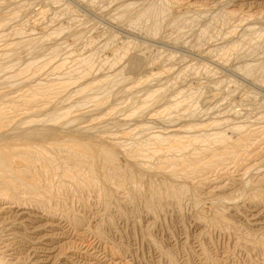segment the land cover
<instances>
[{
    "label": "bare ground",
    "instance_id": "obj_1",
    "mask_svg": "<svg viewBox=\"0 0 264 264\" xmlns=\"http://www.w3.org/2000/svg\"><path fill=\"white\" fill-rule=\"evenodd\" d=\"M33 1L0 0V40L4 41L0 45V264H9V256L17 260L13 264H132L123 252L115 251V244L112 247L108 242L110 247H103L107 232L116 228V216L110 210L115 208L127 215L124 201L115 190L124 191L125 203H136L139 192L144 206L156 217L166 211L170 201L182 211L184 201L195 207L201 204L203 212L200 208L196 219L202 229L225 230L234 236L240 250L256 255L264 264V95L257 92L264 89V2L255 4L252 0L254 4L240 6L236 0H121L115 7L118 13L105 16L110 26L96 27V36L87 37L88 29L82 26L88 25L91 18L79 13L70 16L77 11L75 3L50 0L33 11ZM99 1L103 0H76L89 10ZM198 1L212 2L210 7L215 8L201 9L209 6ZM246 6L258 11L240 10ZM52 9L55 12L51 15ZM22 15L29 17L30 27H38L39 31L28 28L27 20L21 25L11 24ZM204 15L209 25L195 32L197 41L191 47L194 50L184 41L189 49L181 47V34L197 26ZM61 17L65 19L57 27L47 28ZM255 21L263 22V27L257 28ZM166 25L171 28L169 33L164 30ZM242 26V33L237 35ZM219 36L230 46L202 52L203 42ZM175 49L193 52L198 58L188 53L178 56ZM227 49L244 51L246 57L241 52L242 58H250L235 66L231 76L225 73L224 77L223 71L210 69L202 62L220 52L227 54ZM41 50L45 51L43 56ZM64 50L66 55H74L60 56ZM24 52L32 56H21ZM39 53L48 58L42 60ZM254 57L257 59H251ZM188 58L191 59L184 64ZM225 58L220 60L229 65L230 58ZM175 59L182 64L177 71L170 72L171 64L167 68L159 66ZM50 62L52 72L46 75L45 67ZM202 64L209 77L206 81L197 78ZM164 73L169 74L164 84L149 85ZM217 74H222V79L210 83ZM185 82L186 88H177ZM139 84L148 85L140 90ZM175 88L178 90L167 94ZM237 89L244 102L241 106L249 113L247 117L232 106V115L224 113L213 119L211 114L210 123L190 120L200 114L199 102L211 111L219 96H231L229 93ZM110 95L117 100L127 98L133 106L138 104L132 110H128L131 104L129 108L126 105L129 113L124 112L127 116L123 114L121 122L117 120L122 116L117 115L119 110L113 112L118 117L112 122L107 117L113 113L106 116L107 111L118 101L110 104ZM225 95L220 97L222 101ZM167 96L169 100L162 111L160 107L157 111L162 123H172L173 130L164 129V133L157 127L153 131L151 121L139 119ZM133 120L132 128L130 124L127 130L113 131ZM112 125L115 128L111 131ZM212 172L217 174L212 176ZM188 177L192 178L191 184L183 180ZM85 190L93 192L104 208L94 225L88 222L87 226L83 217L64 212L67 207L61 206H68L64 192L77 197L79 191ZM59 204L65 220L61 218L60 223L55 210ZM83 204L87 208V203ZM238 216L244 217L249 230L237 224L234 217ZM147 241L162 260L176 264L172 251L165 250L154 238L147 236ZM25 253L27 256L21 257Z\"/></svg>",
    "mask_w": 264,
    "mask_h": 264
},
{
    "label": "rangeland",
    "instance_id": "obj_2",
    "mask_svg": "<svg viewBox=\"0 0 264 264\" xmlns=\"http://www.w3.org/2000/svg\"><path fill=\"white\" fill-rule=\"evenodd\" d=\"M40 1V2H39ZM38 2L37 1H33L34 2V4L32 3V7H31V9L34 11V10H39V9H41L44 5H45V3L47 4L48 3V1H50V0H39ZM68 1H70L71 3H75V5H77L76 7H78L79 8V10H78V8H77V11L76 12H74L73 14H71L70 16H75V15H77L76 13H79L80 15H88V16H86L87 18H91V20H89V23H88V25L87 24H85L86 26H82V27H87L86 29H88V36L87 37H90L92 34H93V36L95 35L96 36V34H97V28L99 27V26H102V28L104 27V25L105 26H110V24H107V21H108V14L111 12V14H110V16L112 15H114V14H117L118 12H117V10H115V7L116 6H118L119 4H120V2H121V0H115L114 2L112 1V3H111V0H103V1H99V2H97V7L96 6H94L95 8H93V9H91L92 10V12H91V10H89L84 4H83V6L79 3V2H76V0H68ZM73 1V2H72ZM189 0H187V2H188ZM227 1V0H226ZM229 1V0H228ZM235 1V0H234ZM233 1V2H234ZM254 1V3L256 4V3H263L264 2V0H253ZM253 1L252 0H236L235 2H238V4L237 3H235L236 5H240V6H242V5H247L248 6V4H254L253 3ZM258 1V2H257ZM42 2V3H41ZM118 2V3H117ZM198 2H201V3H203L204 1H198ZM244 4H243V3ZM36 3V4H35ZM40 3V4H39ZM79 3V4H78ZM99 3V4H98ZM110 3V4H109ZM139 3H140V1H139ZM210 3L211 4H213L212 2H209V3H205L204 2V4L205 5H208L209 7H204V8H202V7H200L201 9H204L205 10V8L207 9H210L211 8V10H213L212 9V7H214L213 5H211V7H210ZM248 3V4H247ZM112 4V5H111ZM242 4V5H241ZM43 5V6H42ZM74 5V4H73ZM105 5V6H104ZM101 6V7H100ZM109 6V7H108ZM204 6V5H203ZM244 7V8H242V9H240V10H242L243 12H245L246 13V11H247V13H249V12H252V11H254L253 13H255V12H257L258 10L256 9V7L255 8H251L250 9V7ZM87 8V9H86ZM97 8V9H96ZM108 8V9H107ZM215 8V7H214ZM250 10H252V11H250ZM50 11V10H49ZM79 11V12H78ZM97 11H98V13H97ZM100 11H103V13L101 14V12ZM115 11V12H114ZM53 12H55L53 9H52V11H50V14L52 15L53 14ZM88 13V14H87ZM90 13V14H89ZM98 14V15H96V14ZM101 14V15H100ZM106 14L108 15L106 18H105V16H106ZM24 15V14H23ZM23 15L22 16H20V17H18V18H16V19H13V22L11 23V24H13L14 26L15 25H21V23L23 22H26V20H27V24L29 25V23H31L30 21H28V18H26L25 16L23 17ZM206 15V14H205ZM205 15H204V17H205ZM95 16V17H94ZM99 16V17H98ZM202 17V19H204V21L202 20V22H201V20L198 22V27L197 26H194L192 29H190V28H187L184 32H185V34L183 35V34H181V36H180V38H181V43H183L184 44V42H187V43H185L187 46H189V48L192 50L193 48H191L194 44H195V42L197 41L196 39V37H197V34L195 33V32H197V33H199L200 32V30L201 29H203V28H205V27H207L208 25H209V23H208V19L205 17ZM63 18L65 19V17H61V18H59V20L58 19H56L55 20V22L53 21V22H51L49 25L48 24H46V25H48V26H50V27H47V28H51L52 26V28H55V26L56 25H59V24H57V23H59V21L61 20H63ZM110 18V17H109ZM259 18V17H258ZM19 19V20H18ZM21 19H23V20H21ZM94 19H95V21H94ZM100 19H101V21H100ZM17 20V21H16ZM86 20V19H85ZM97 20V21H96ZM107 20V21H106ZM12 21V20H11ZM16 23H15V22ZM58 21V22H57ZM61 21H60V23H61ZM87 21H88V19H87ZM94 21V22H93ZM263 21V20H262ZM21 22V23H20ZM255 22H257V24L259 23V21H255ZM96 23V24H95ZM109 23V22H108ZM205 23H206V25H205ZM260 23H261V21H260ZM247 24L248 23H245L244 24V27H246L247 26ZM28 25H26V26H28ZM32 24H30L29 26H28V28H31V29H33L34 31H36L37 32V30L39 31V29H38V27H30ZM92 25V26H91ZM205 25V26H204ZM263 25V22L261 23V24H258L256 27L257 28H261V27H263L262 26ZM95 26V28L93 29V27ZM167 26V25H166ZM164 27V30H165V32L167 31V30H169L168 31V33L170 32V30H171V28H168V26L167 27ZM57 27V26H56ZM97 27V28H96ZM180 27H182V25L180 24ZM201 27V28H200ZM99 28H101V27H99ZM168 28V29H167ZM197 28V29H196ZM227 27H225V29H226ZM92 29V31L90 32V30ZM199 29V30H198ZM243 26L242 27H240V28H238V32H236V34L237 35H239V33H242V31H243ZM195 30V31H194ZM33 32V31H32ZM164 32V33H165ZM187 32V33H186ZM35 33V32H34ZM123 34H125V33H123ZM61 35H64V34H61ZM196 35V36H195ZM92 37V36H91ZM215 38H217V37H215ZM208 39L206 42H203V44L200 46L201 47V49H202V52L203 51H206V49H213V47H216V48H218L219 49V47L218 46H220V45H224V47H221L220 46V49L221 48H226L227 46L229 47L230 46V43H228V44H226L227 42H226V40H222V38L219 36L217 39ZM91 39V38H90ZM184 41V42H183ZM210 41V42H209ZM0 42H2V43H0V45L1 44H3V40L1 41L0 40ZM226 42V43H225ZM192 43V44H191ZM183 44H180V46L181 47H183V48H185V49H189L185 44V46H182ZM191 45V46H190ZM264 45V44H263ZM161 46V45H160ZM180 46H178V47H180ZM45 48L46 47H44L43 49L45 50ZM216 48H214V49H216ZM168 49V48H167ZM44 50H41L40 51V53H41V55H42V53H43V55H44V53H45V51ZM87 50H90V49H87ZM172 50V49H171ZM194 50V49H193ZM192 50V51H193ZM173 51H176L177 53H179V55L178 56H180V55H182V54H185V55H187V53H188V55L187 56H189V57H191L192 55L193 56H197V55H194V53L192 52H186V51H183L182 52V50H180V49H175V50H173ZM227 51H228V53L226 54V53H218V54H220V55H217L216 54V56L214 55V57H212V58H210V59H208V60H206V59H203V61L202 62H204V64H206L208 67H210V69H212V68H216V69H219V70H221V71H223L222 72V74H223V76L224 77H226L225 75L226 74H228L227 76H229V74H230V76H231V72H232V70L234 69V67L236 66H238V65H240V63L242 64L243 62H246V61H249L250 60V58H242V57H244L245 56V53H244V51H241L242 53H243V55H242V53L239 51V52H235V51H232V50H228L227 49ZM48 52V51H47ZM66 51L64 50L63 51V53H60V56L62 55V57H64L65 55H66V53H65ZM40 53L38 54V55H40ZM64 53H65V55H64ZM190 53V54H189ZM28 53H25L24 52V54H21V56H23L24 57V55L26 56ZM47 54V53H46ZM45 54V55H46ZM69 54V53H68ZM67 54V55H68ZM223 54H225L224 56L226 57L225 59H229L230 58V62L231 63H229V65H227V62H226V64H224V60H220V57H224L223 56ZM235 54V55H234ZM29 55V56H28ZM27 56L28 57H30V56H32L31 54H28ZM40 55V56H41ZM42 55V56H43ZM66 55V56H67ZM70 56L72 55H74V54H69ZM191 55V56H190ZM238 55V56H237ZM27 56H26V58H27ZM42 56L40 57V58H42ZM47 56V57H46ZM46 56H44V58H42V60H44L45 59V57L46 58H48V55H46ZM71 56V57H72ZM260 56H262V55H260ZM259 56V57H260ZM246 57V56H245ZM195 58V57H194ZM197 58H198V56H197ZM200 58V57H199ZM256 57H254V58H251V59H255ZM24 59V58H23ZM163 60H165L166 58L164 57V58H162ZM178 59V58H177ZM177 59H175V60H173V61H171L170 63L168 62V64L167 65H163V64H166L167 63V60H165V62L163 63V62H161V63H159V66H161V67H166V66H168L169 64H171V65H173L172 66V68H171V71L170 72H172V71H177V69L182 65H178V63H179V61H176ZM191 59V58H190ZM189 58H188V60L186 61V62H184V64H186V63H188L189 62V60H190ZM221 61H219V60ZM221 59H223V58H221ZM240 59V60H239ZM257 59V58H256ZM176 61V62H175ZM173 62H174V64H173ZM236 62V63H235ZM222 63V64H221ZM234 63V64H233ZM51 64V65H50ZM50 64H48V66H46L45 68H46V70L48 71H46L45 73H46V75L47 74H51V72H52V65H53V62L51 63L50 62ZM162 64V65H161ZM177 64V65H176ZM204 64H202V66H201V68H200V70H202L201 71V73H199L198 74V79H205V81L207 80V78L209 79V77H207L206 76V74L204 73V71H203V69H204ZM231 64V65H230ZM236 64V65H235ZM205 65V66H206ZM49 66H50V70H49ZM174 67V68H173ZM167 68V67H166ZM207 69V67H205V70ZM45 71V70H44ZM43 71V72H44ZM226 73V74H225ZM171 74V73H170ZM222 74L221 75H219L218 76V74L215 76V77H211L210 78V83H213V82H215V81H219V80H221L222 79ZM45 75V74H44ZM200 75V76H199ZM169 76V74H167V75H165V73L162 75V78H160V77H158V78H160L159 80L158 79H154V81L153 80H151V81H153V82H151V83H149V85H151V87L152 86H156V85H160V84H164L165 82H166V80H167V77ZM139 77H141V76H139ZM45 78V77H44ZM48 78H50V77H48ZM162 79H164V80H162ZM191 79V78H190ZM155 80H157V81H155ZM162 80V81H161ZM159 81H161V83H159ZM190 81H192V80H190ZM204 81V80H203ZM152 83H153V85H152ZM186 83V82H185ZM185 83H183V84H180V87H177V88H179V89H183V88H186V85H187V83L185 84ZM244 84H247L246 82H244ZM140 85V88L139 87H137V89L139 88L140 90L142 89L141 87L143 86V85H141V84H139ZM148 85V84H147ZM146 85V86H147ZM146 86H143L144 88L146 87ZM185 86V87H184ZM143 88V89H144ZM138 89V90H139ZM142 89V90H143ZM174 90L176 91V90H178V89H173V91L171 90V91H169L167 94H169V95H171V93H173L174 92ZM264 89H261V90H257V92H259V93H261V94H263L264 95ZM140 95L141 94H143V92L141 93H139ZM240 90L239 89H237V90H235V91H232V93L230 92L229 93V95H231V96H228V95H225V94H223L222 96H219L218 97V99H217V101H215V103H214V105H217V106H215L213 109H215V110H213V109H210L211 111H206L207 110V107H205V105H203L201 102H199V105H201L200 106V109H199V111L197 112V113H200V114H196L197 116L198 115H200V116H192V119L190 118V120H196L195 122L196 123H198V122H204V123H207V120L209 121L208 123H210V121H212V117H213V119H214V117H217L218 115H223L224 113H225V115H228V113H229V115H232L233 113H234V110L232 111L231 110V107L232 106H236L235 107V109H237V110H241L242 112H240V114L242 115V116H248L249 115V113H248V111H246L244 108L245 107H243V106H241V104L242 103H244V102H242V101H240V99H241V97H240ZM224 95H225V99L222 101V99H223V97H224ZM235 95V96H234ZM111 96V97H110ZM108 98H109V103L110 104H113L114 102H116V100H117V98H114V96L113 95H110ZM238 96V97H237ZM113 97V98H112ZM222 99H221V98ZM230 98V97H232L233 98V100H232V98H231V100L230 99H228V98ZM107 98V99H108ZM167 98H169L168 96L167 97H164L163 99H165V100H163L162 99V103H159L158 102V105H157V103L156 104H154L153 105V109L151 108V110H150V112H148L147 114H149V116L146 114V115H144L143 117H141V119H139V120H149V121H151L150 122V124H151V126H156L155 128L153 127V131H156V128L157 127H159V128H157V131L159 130V131H162V132H164V133H166V131L167 132H170V131H172L173 130V128H172V123L171 124H165V123H162L163 121L160 119L161 117H159V112L160 111H162V106L164 107V103L166 102L167 103V101L169 100H167ZM238 98V99H237ZM112 99H116L115 101L113 100L112 101ZM120 100V99H119ZM117 100L118 102H116V103H114V104H116V105H114V106H110V108H112V109H110V110H112V112L110 111V110H108L107 112H108V114L106 115V116H108L109 115V113H115V111H117V110H119V111H121V109H122V107L124 106V108L122 109V113L121 112H117V115L119 116V115H122V116H116V114H110L108 117H107V119H109V118H111L110 120L113 122L115 119H117V117H118V122H121V120H120V117L122 118L123 117V114H124V112H128V110H132V108L134 107V106H136L137 104H134V106L129 102L128 103V101H130L129 99H128V101H127V98H122V100ZM124 100V101H123ZM229 102H228V101ZM237 102H236V101ZM218 101H221V102H218ZM232 101H234L233 103H232ZM124 102V103H123ZM125 102H126V104H125ZM216 102L217 103H219V104H216ZM236 102V103H235ZM238 102H240V106L239 105H237L238 104ZM121 103V104H120ZM232 105H231V104ZM120 105V107H119V105ZM131 106H129V105ZM118 105V106H117ZM126 105H128L127 107L129 108H127L126 107ZM157 105V106H156ZM243 105V104H242ZM117 106V107H116ZM156 106V107H155ZM219 106V107H218ZM228 106H229V108H228ZM159 107L161 108V110L159 111L158 109H159ZM212 107H213V105H212ZM115 110H114V109ZM121 108V109H120ZM204 108V109H203ZM128 109V110H127ZM155 109V110H154ZM202 109V110H201ZM219 109V110H218ZM224 109H226V110H224ZM159 112H158V111ZM205 110V111H204ZM222 110H224V111H226V112H224V111H222ZM229 112H228V111ZM230 110H231V112H230ZM155 111V112H154ZM158 112V114H157V116H156V118H155V115H156V113ZM201 111V112H200ZM217 111V112H216ZM203 112V113H202ZM223 112V113H222ZM119 113H121V114H119ZM124 114L125 116H127V114ZM129 113V112H128ZM151 113V114H150ZM153 113H154V116H153ZM205 113V114H204ZM213 113H215V115H213ZM222 113V114H221ZM232 113V114H231ZM207 114V115H206ZM212 114V117L210 116ZM110 116H113V117H110ZM235 116V115H234ZM115 117V118H114ZM145 117H149L148 119L147 118H145ZM154 117V118H153ZM159 117V118H158ZM195 117H196V119H195ZM124 118V117H123ZM152 120H151V119ZM202 118V119H201ZM158 119V120H157ZM159 121V122H158ZM123 122V121H122ZM130 122V121H129ZM128 122V124H127V121L124 123L123 122V125H121V128L119 127V129L118 128H116L115 130H113L115 127L112 125V128H111V131L113 130L114 132H116V130L117 131H123V130H127L128 129V127L130 126V124H131V128H132V125H134V122H135V120H133V121H131L130 123ZM133 122V123H132ZM152 122H153V124H152ZM121 124V123H120ZM125 124V125H124ZM176 124H178V123H173V126L174 125H176ZM184 124V123H183ZM170 125V126H169ZM114 127V128H113ZM123 127V128H122ZM129 127V128H130ZM125 128V129H124ZM168 128V129H167ZM123 129V130H122ZM162 129V130H161ZM166 131H165V130ZM169 130V131H168ZM150 132V131H149ZM161 145V144H160ZM157 146V145H156ZM212 174V176H214L215 174H217V172H212L211 173ZM214 174V175H213ZM190 177H188V179H189ZM187 178H185V179H183V180H185V181H187L189 184H191V181H192V178H190L189 180H188ZM223 181V180H222ZM222 181H220V182H222ZM219 183V182H218ZM224 184V183H223ZM216 186V184L214 185L213 184V187H215ZM207 188V187H206ZM116 191V193H119V197H121L122 199H123V205H124V209H125V212H126V214L128 215H126V216H123V214H121V212L118 210V209H111L110 211H111V213L112 214H114V224L116 225V228L115 229H113L112 231H108L107 232V234H108V240L106 239V240H104V243H103V247H107L108 248V246L109 245H111L112 246V244H113V246H114V244L116 245L115 247H117V248H115L114 247V249H115V251H118L120 254H122V252H123V257L129 262H131L132 264L134 263V264H169V262L168 261H165V260H162V258H161V256H160V253L159 252H157V250H156V248L155 247H153V245H152V247H151V244L149 243V241H147V236L148 237H151V238H154L155 240H157V242H159L160 244H161V246L165 249V250H169V251H172V254H173V256L175 257L174 259H175V263L176 264H211V263H213V264H218L219 262H220V264H237L236 262L238 261V263L239 264H253L252 263V261H254V263H256V264H260L261 262L260 261H262V260H260L258 257V259L257 258H255L256 257V255H252L251 256V254L249 255V254H247L244 250H243V248L240 250V248L237 246V243H236V240L233 238V237H231V234L229 235V233H227V232H225V230H222V231H224V232H221V230H217V229H213V228H210L211 229V231H209V229L208 228H206L205 230L207 231V233L208 234H205V235H201V233H200V231L201 232H206L205 230H204V227H203V229L201 228V226L199 225V222H198V220L196 219V216H198L199 214H200V211H201V213L203 212V207L202 206H193L191 203H188V201H187V203H186V201H184L183 202V211H182V207H181V210L177 207V206H175V204L174 203H172V201H170L169 202V204H168V207H167V209H166V211H165V209H164V211L162 210V212H163V214H158L157 215V217L154 215V212H152V210L151 211H149V209H147V206H144L146 203H143L144 202V199L143 198H141L140 197V195L141 194H139V192L138 193H136V200H137V202L135 203V202H132V201H127L126 200V203H125V197L124 196H126V195H124V191H120V190H115ZM118 191V192H117ZM85 192V193H84ZM65 194H63V195H65V198H67V200H66V203L68 204V206H65L64 204H62L61 206L63 207V208H65V207H67V208H65V210H64V212H67V213H71V214H77L76 216H80V217H83L84 218V221H85V224L87 225L88 224V222H89V224H95V223H97V221H98V219L103 215V210H104V208H103V206L101 205V204H99V203H97V200H96V196H94V193L93 192H90V191H79L78 193H79V195H77L78 193H76V195H77V197L75 196V194L74 193H70V192H64ZM85 194V195H83V194ZM87 193V194H86ZM120 193H121V195H120ZM92 194V195H91ZM66 195L68 196V197H66ZM124 195V196H123ZM79 196V197H78ZM139 196V197H138ZM81 197V198H80ZM124 197V198H123ZM140 199V200H139ZM82 200V201H81ZM138 200H139V202H141L140 204L138 203ZM142 200V201H141ZM69 201H71V202H69ZM84 202H86L87 203V208H85L83 205V203ZM128 202V203H127ZM143 203V204H142ZM172 203V204H171ZM129 204V205H128ZM133 206H132V205ZM136 204H138V206L136 205ZM170 204H171V206H170ZM97 205H99V206H97ZM173 205H174V207L175 208H178L179 210H175V208L173 207ZM186 205V206H185ZM192 205V206H191ZM61 206H60V204H59V208L56 206L55 208V210H56V213L58 214V215H56L57 217L58 216H60V217H58V218H60L58 221H59V223L61 222V221H65L64 220V217L61 215L62 213H63V211H61V210H63V209H61ZM136 206V207H135ZM143 206V207H142ZM70 208V210H67V209H69ZM129 207V208H128ZM138 207V208H137ZM140 207V208H139ZM145 207V208H144ZM170 207V208H169ZM199 209H198V208ZM134 208H136V209H134ZM195 208H197L196 210H195ZM200 208H201V210H200ZM58 209V210H57ZM133 209V210H132ZM17 210V209H16ZM114 210V211H113ZM145 210V211H144ZM149 212H148V211ZM198 210H200V211H198ZM69 211V212H68ZM77 211V212H76ZM113 211V212H112ZM128 211V212H127ZM133 211V212H132ZM135 211H136V213H137V215H136V213H135ZM172 211V212H171ZM177 211V212H176ZM179 211V212H178ZM103 212V213H102ZM142 212V213H141ZM180 212H181V214H180ZM199 212V213H198ZM129 213V214H128ZM134 213V214H133ZM152 213H153V215H152ZM208 213V215H211V213L210 212H207ZM206 213V214H207ZM232 214H233V212H231ZM249 213V212H248ZM247 213V214H248ZM70 214V215H71ZM81 214V215H80ZM99 214V215H98ZM122 216H120V215ZM125 214V213H124ZM69 215V214H68ZM134 215V216H133ZM139 215V216H138ZM149 215V216H148ZM159 215H161V216H159ZM154 216V217H153ZM72 217H73V215H72ZM98 217V218H97ZM120 217V218H119ZM123 217L126 219H123ZM129 217H130V219H129ZM139 217V218H138ZM153 217V218H152ZM195 217V218H194ZM61 218H63L62 220H61ZM86 218V219H85ZM131 218H133V219H131ZM141 218V219H140ZM243 218V219H242ZM96 219V220H95ZM138 221H137V220ZM140 219V220H139ZM197 221H196V220ZM61 220V221H60ZM89 220H91V221H89ZM234 220H236L237 221V224L239 225V226H241V225H243V227H242V229H247V230H249L250 229V227L248 228V225H246L245 224V222H244V217H242V216H238V217H234ZM87 222V223H86ZM140 225H139V224ZM151 223V224H150ZM64 224V223H63ZM132 225V226H131ZM135 225V226H134ZM88 226V225H87ZM140 226V227H139ZM202 230H201V229ZM252 228V227H251ZM114 230H117V231H114ZM214 230V231H213ZM216 230V231H215ZM111 232V233H110ZM117 232V233H116ZM246 232V231H245ZM128 234V235H127ZM147 235V236H146ZM196 235V236H195ZM198 235V236H197ZM201 235V236H200ZM114 237V238H113ZM201 239H200V238ZM198 238V239H197ZM113 241H112V240ZM115 239V240H114ZM205 239V240H204ZM198 240V241H197ZM201 240V241H200ZM105 241H106V244H105ZM111 241V242H110ZM108 242H109V245H108ZM116 242V243H115ZM147 242V243H146ZM188 242V243H187ZM236 244H235V243ZM201 243V244H200ZM204 244V245H203ZM236 246H235V245ZM105 245V246H104ZM108 245V246H107ZM200 245V246H199ZM214 245V246H213ZM112 246V247H113ZM201 246H204L205 247V249H207L205 252L203 251V250H205L203 247L201 248ZM1 247V246H0ZM110 247V246H109ZM199 247V248H198ZM119 248V249H118ZM187 248V249H186ZM190 250H189V249ZM171 249V250H170ZM194 249V250H193ZM226 249V250H225ZM127 250V251H126ZM200 250V251H199ZM202 250V251H201ZM232 250V251H231ZM240 250V251H239ZM199 251V252H198ZM229 251V252H228ZM242 251H244V252H242ZM206 253V254H204V253ZM239 252H242V253H240V255H239ZM159 253V254H158ZM196 253V254H195ZM200 253V254H199ZM207 253H209V254H207ZM223 253H224V255H223ZM225 253L227 254V256L225 255ZM247 254V256H246V254ZM201 254H203V255H201ZM231 254H232V256H231ZM7 255V254H6ZM207 255H208V257H209V259L207 260ZM223 255V256H222ZM234 255V256H233ZM244 255H245V257H244ZM249 255V256H248ZM24 256V257H23ZM27 256V254L25 253V254H23L21 257H23V258H25ZM206 256V257H205ZM226 258H228V260H225V257ZM238 256V257H237ZM222 257V258H221ZM237 257V258H236ZM248 257V258H247ZM250 257L251 258H253V259H250ZM136 258V259H135ZM199 258V259H198ZM212 258V259H211ZM240 258V259H239ZM242 258H244V259H242ZM8 261H9V264L11 263V264H13V263H16L17 262V260H13V258L12 257H7L6 258ZM257 259V260H256ZM134 260V261H133ZM137 260V261H136ZM211 262H210V261ZM219 262H218V261ZM224 260V261H223ZM252 260V261H251ZM15 261V262H14ZM209 261V262H208ZM226 261V262H225ZM228 261V262H227ZM256 261V262H255ZM166 262H168V263H166ZM258 262V263H257ZM8 263V262H7Z\"/></svg>",
    "mask_w": 264,
    "mask_h": 264
}]
</instances>
